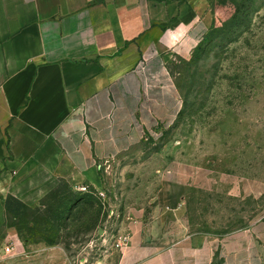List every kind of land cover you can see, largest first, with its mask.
<instances>
[{
  "label": "crops",
  "instance_id": "1",
  "mask_svg": "<svg viewBox=\"0 0 264 264\" xmlns=\"http://www.w3.org/2000/svg\"><path fill=\"white\" fill-rule=\"evenodd\" d=\"M214 20L210 0H0V246L8 196L35 207L63 181L100 190L101 164L177 121L170 65L192 57ZM186 192L165 182L145 230L179 221ZM181 241L141 264H217V252L219 264H262L264 217L220 243ZM14 243L2 264L67 263L62 245L30 257Z\"/></svg>",
  "mask_w": 264,
  "mask_h": 264
},
{
  "label": "rangeland",
  "instance_id": "2",
  "mask_svg": "<svg viewBox=\"0 0 264 264\" xmlns=\"http://www.w3.org/2000/svg\"><path fill=\"white\" fill-rule=\"evenodd\" d=\"M239 1L248 14L235 20ZM210 2L213 33L196 58L170 65L183 98L177 121L101 164L102 189L84 192L67 181L52 188L35 207L55 227L34 239L21 232L23 216L11 214L1 230L7 243L20 241L30 257L62 245L66 264H141L187 234L220 243L264 217V0ZM167 181L187 185L185 206L155 235L145 226L160 212Z\"/></svg>",
  "mask_w": 264,
  "mask_h": 264
},
{
  "label": "trees",
  "instance_id": "3",
  "mask_svg": "<svg viewBox=\"0 0 264 264\" xmlns=\"http://www.w3.org/2000/svg\"><path fill=\"white\" fill-rule=\"evenodd\" d=\"M254 0H249V2L252 4ZM237 12H236V16H235V20H238L239 18H242V16H245L246 14H248L246 12V9L243 8V4L242 2H237ZM213 28L211 27L210 30L208 31V33L205 35V37L203 38V40L200 42V44L196 47L194 53H193V58H196L197 53L200 51L201 47L204 44V41L206 40V37L210 34L213 33ZM182 110L179 114V116L181 115ZM5 206L7 208V222L10 219V215L13 214L15 215V217H21L23 216V224H24V228L21 230V232L23 233V231L26 232L27 236H24L26 241H30L31 239H34L36 237V235L38 234V232H43V230H48L49 227L54 226V223L51 222V220H49L47 217H43L40 214V209L39 207H31L27 204H25L24 202L20 201L19 199H17L14 196H8L6 201H5ZM27 215L30 217L27 218ZM26 217V218H25ZM61 220H67L68 216L62 215L60 217ZM5 224V225H6ZM59 226V225H58ZM56 232L57 234L50 239L51 244H56V239L59 237V229L56 228ZM34 237H30L31 235ZM31 238V239H30Z\"/></svg>",
  "mask_w": 264,
  "mask_h": 264
},
{
  "label": "built area",
  "instance_id": "4",
  "mask_svg": "<svg viewBox=\"0 0 264 264\" xmlns=\"http://www.w3.org/2000/svg\"><path fill=\"white\" fill-rule=\"evenodd\" d=\"M80 191L88 192V186L80 187ZM129 240V237H123L121 242L126 243ZM16 250V245L14 242H11L5 246H0V264L11 254H13Z\"/></svg>",
  "mask_w": 264,
  "mask_h": 264
}]
</instances>
